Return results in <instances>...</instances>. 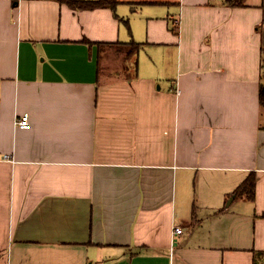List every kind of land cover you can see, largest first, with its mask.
<instances>
[{
  "label": "crops",
  "instance_id": "obj_1",
  "mask_svg": "<svg viewBox=\"0 0 264 264\" xmlns=\"http://www.w3.org/2000/svg\"><path fill=\"white\" fill-rule=\"evenodd\" d=\"M79 1L0 0V264H264V0Z\"/></svg>",
  "mask_w": 264,
  "mask_h": 264
},
{
  "label": "rangeland",
  "instance_id": "obj_2",
  "mask_svg": "<svg viewBox=\"0 0 264 264\" xmlns=\"http://www.w3.org/2000/svg\"><path fill=\"white\" fill-rule=\"evenodd\" d=\"M97 53L103 64V72L109 74H121L129 70L130 64L129 62L127 63V51L124 47L101 45V47L98 48ZM125 68H127V70Z\"/></svg>",
  "mask_w": 264,
  "mask_h": 264
},
{
  "label": "trees",
  "instance_id": "obj_3",
  "mask_svg": "<svg viewBox=\"0 0 264 264\" xmlns=\"http://www.w3.org/2000/svg\"><path fill=\"white\" fill-rule=\"evenodd\" d=\"M63 1V0H60ZM237 3H243L244 0H233V2ZM78 2V1H76ZM114 0H86V1H79V4L81 6H85V7H96V6H101V5H105V4H112L114 3ZM100 45H115V46H121L124 47V49H126L127 51V55H126V59H130L132 57H134L136 55V53H138V51L140 50V45L139 43H136L134 41L128 42V43H117V42H100ZM260 101H261V105H262V110L264 112V83L261 86L260 89ZM248 196L252 197L253 196V190H252V183L249 182V185L246 186L245 188Z\"/></svg>",
  "mask_w": 264,
  "mask_h": 264
},
{
  "label": "built area",
  "instance_id": "obj_4",
  "mask_svg": "<svg viewBox=\"0 0 264 264\" xmlns=\"http://www.w3.org/2000/svg\"><path fill=\"white\" fill-rule=\"evenodd\" d=\"M16 126L20 128H27L30 126V118L28 113H23L16 119ZM6 158L9 157V155H5ZM183 231L182 226H175L174 228V235L181 233ZM176 239H174L175 241Z\"/></svg>",
  "mask_w": 264,
  "mask_h": 264
}]
</instances>
